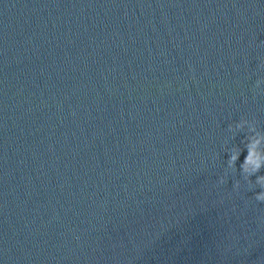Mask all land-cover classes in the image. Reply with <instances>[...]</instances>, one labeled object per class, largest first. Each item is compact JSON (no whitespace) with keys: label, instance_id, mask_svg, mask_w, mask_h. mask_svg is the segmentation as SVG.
<instances>
[{"label":"clouds","instance_id":"obj_1","mask_svg":"<svg viewBox=\"0 0 264 264\" xmlns=\"http://www.w3.org/2000/svg\"><path fill=\"white\" fill-rule=\"evenodd\" d=\"M259 83L260 81H257V84ZM248 124V120L241 119L234 125V127L229 125V131L233 132L234 134L242 132L245 129V126ZM242 143L244 144V148L247 151V155L240 164V175L250 186H256L261 189L255 194L254 198L258 202H264V175H257L262 169H264V130H260L255 126V124H252L248 127L247 134L245 135ZM227 152L229 153V158L226 162L225 175L221 176L218 181L220 184L227 182V170H231L232 172L237 171L236 164L239 160L242 149L233 145L227 150ZM253 176H256L254 182L250 179ZM240 186L239 180H237L233 185L235 189H239Z\"/></svg>","mask_w":264,"mask_h":264}]
</instances>
